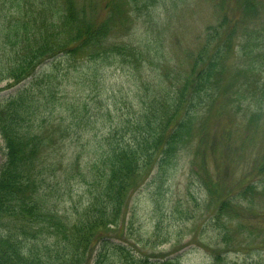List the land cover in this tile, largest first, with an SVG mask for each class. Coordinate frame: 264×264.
Segmentation results:
<instances>
[{"label": "trees", "instance_id": "16d2710c", "mask_svg": "<svg viewBox=\"0 0 264 264\" xmlns=\"http://www.w3.org/2000/svg\"><path fill=\"white\" fill-rule=\"evenodd\" d=\"M226 1L230 2L218 0L216 9L221 5L225 11ZM259 1L238 0L233 19L220 10L219 21L207 26L199 47L189 55L187 69L173 77L166 71L155 72V78L147 80L143 79L147 73L142 74L146 66L153 69L161 59L153 49L163 46L157 22H151L156 39L142 42L138 52L125 44L107 48V23L93 26L75 0H0V83L11 87L31 77L0 103L5 158L0 166V264H178L177 259H133L124 246L114 245L117 236L112 233L119 227L131 193L156 166L170 168L179 150L199 143L201 136L200 153L205 155L207 147L202 145L217 129L229 140L231 125L258 124L264 111V0ZM144 2L155 7L157 0ZM86 48L91 50L89 61L103 60L108 51L117 55L123 68L132 65L127 69L138 88L132 102L112 96L109 104L94 103L100 116L109 115V119L126 110L127 117L113 129L104 124L106 143L84 161L78 155L65 158L53 146L67 137L68 114L70 122L82 117L74 107L78 98L66 102L61 93L68 85L66 77L72 72L87 83L96 79L97 68L74 58L77 49ZM237 50L238 75L226 88L229 82L224 86L223 81ZM258 62L261 67L256 66ZM44 63L50 68L36 74ZM224 107L231 112L230 124L220 126L218 119L212 128L201 127ZM57 111H61L58 121L47 117ZM227 149L220 152L227 154ZM61 170L72 172L67 178L64 173L65 185L77 176L87 195L71 218L54 206L49 195L59 190L56 172ZM205 190L209 203L214 201L211 183ZM259 194L255 191L248 199L252 207L248 213L254 212L256 220L264 219L255 206ZM232 215L235 223L216 245H233L232 232L246 240L250 237V226H241L237 215ZM100 243L99 249L96 244ZM212 252L211 264H220L221 254Z\"/></svg>", "mask_w": 264, "mask_h": 264}, {"label": "rangeland", "instance_id": "374dc122", "mask_svg": "<svg viewBox=\"0 0 264 264\" xmlns=\"http://www.w3.org/2000/svg\"><path fill=\"white\" fill-rule=\"evenodd\" d=\"M75 1L78 8H84L85 17L93 26L107 23L108 37L104 42L107 48L125 44L138 52L142 42L156 39L153 33L156 29L151 22H157L163 46L153 49L159 52L161 59L153 69L146 66L142 74L147 73V77H143L147 80L154 79L155 72L160 75L166 71L173 77L177 71L187 69L190 64L189 55L199 47L207 26L219 21V11L223 10L221 5L216 9L218 0H157L155 7H147L144 0H138L136 4L132 0ZM259 2L262 4V0ZM235 4H238V0L226 1L224 5L223 11L229 19L236 17ZM90 54V49H77L74 58L77 61L84 60L86 65L88 61V65L97 68L94 82H84L71 72L65 79L68 85L61 89L66 102H71L73 97L78 98L74 107L78 108L81 120L70 122L72 116L68 114L67 137L53 146L65 158L78 155L84 161L97 153L99 145L106 143L104 124L112 125L113 129L119 127L122 119L127 117L126 110L113 113L109 119V115L100 116L94 103L109 104L112 96L132 102V95L138 88L127 69L133 68L132 65L123 68L113 52L107 51L103 60L99 58L96 61L88 60ZM238 60L237 50L232 60L233 67L223 81L224 86L229 82L226 88L232 85L238 75ZM48 63L38 66L35 73L49 69ZM78 64L85 65L83 62ZM259 64L256 66L261 67ZM148 69L150 71H146ZM132 74L138 75V72ZM30 78L11 87H7L4 82L0 83V103L13 96L24 84L27 85ZM60 113L57 111L47 117L58 121ZM260 113L257 125L247 121L231 125L229 140L221 137L218 129L215 136H207L209 142L205 139L202 145L207 147L205 155L200 153L201 136L199 143L179 150L170 168L156 166L147 173L131 193L119 227L112 233L117 236L113 239L114 245L124 246L136 260L161 262L177 259L178 264H211L214 250L221 254L220 264H264V230L261 229L264 219L256 220L254 212L248 213L252 208L248 205V199L254 197L255 191L261 193L256 200L257 212L264 213V111ZM231 116L228 108L224 107L218 114L208 116L201 127L212 128L218 119L220 126L230 124ZM215 141L216 154L212 151ZM226 148L227 154L220 152ZM223 155H227L226 159ZM4 159L0 141V166ZM64 173L66 178L72 174L57 171L59 190L49 195L54 206L71 218L87 195L77 176L65 185L62 180ZM210 183L214 201L209 203L205 185ZM51 184L54 185L55 181ZM232 213L237 215L241 226L249 225L252 233L246 240L232 232L233 245H216L220 238L222 240L223 232H227L235 223ZM237 241L245 242L235 244ZM102 245L96 244V247L100 249ZM117 256L118 253L113 261L117 260Z\"/></svg>", "mask_w": 264, "mask_h": 264}]
</instances>
